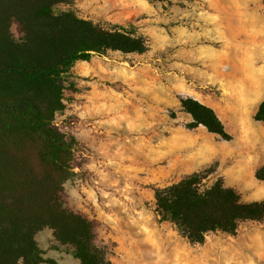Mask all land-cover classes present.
Instances as JSON below:
<instances>
[{"label":"rangeland","instance_id":"374dc122","mask_svg":"<svg viewBox=\"0 0 264 264\" xmlns=\"http://www.w3.org/2000/svg\"><path fill=\"white\" fill-rule=\"evenodd\" d=\"M258 4L262 12L263 0ZM205 7L197 0H66L54 7L134 30L148 43L142 53L109 50L76 62L55 115L56 127L77 141L68 201L99 222V243L112 245V264H264V219L192 244L156 211V187L210 166L209 184L222 176L243 199L264 198V180L255 177L264 164V122L239 104L247 85L234 81L254 71L264 95V61L233 69L217 61L223 47L197 44L195 34L213 27ZM203 47L217 51L212 61L203 60ZM186 96L213 107L233 138L188 127ZM236 108L240 123L232 117ZM50 231L37 233L40 246ZM47 251L60 264H80L70 246L51 243Z\"/></svg>","mask_w":264,"mask_h":264},{"label":"trees","instance_id":"16d2710c","mask_svg":"<svg viewBox=\"0 0 264 264\" xmlns=\"http://www.w3.org/2000/svg\"><path fill=\"white\" fill-rule=\"evenodd\" d=\"M65 1L0 0V264H59L43 256L37 241L46 227L80 264H112V245L99 243V222L68 201L65 182L73 174L77 141L56 127L55 115L64 107L65 77L76 62L109 50L142 53L148 43L123 26L56 11ZM181 106L192 117L188 127L233 138L213 107L192 96L181 98ZM254 117L264 122V99ZM214 170L154 189L160 219L192 244L264 219V198L243 199L222 176L209 184ZM255 177L264 180V164Z\"/></svg>","mask_w":264,"mask_h":264},{"label":"crops","instance_id":"0c3cea01","mask_svg":"<svg viewBox=\"0 0 264 264\" xmlns=\"http://www.w3.org/2000/svg\"><path fill=\"white\" fill-rule=\"evenodd\" d=\"M197 1L202 5L205 4L206 7L200 10L209 13V20L213 27L209 30L200 31L199 34L196 33L195 42L197 44L202 42L204 46L207 44L213 46L212 44L216 43L223 47L218 52L216 51L219 56L217 61L226 63L230 68L244 70L259 68L260 62L264 61V8L260 12L258 0ZM216 52L214 49L203 47V60L212 61ZM259 79L254 71L247 72L242 77L234 79L236 84L247 85L248 97L239 104L243 102L248 104L251 112H256L260 102L264 99V95L259 94L260 87L257 86ZM232 117L240 123L241 115L237 108L234 110ZM222 121L224 122L223 119ZM242 129L246 131L245 127H242ZM40 242L41 248L45 251L43 255L45 258L48 257L47 248L51 243L66 246L55 240L52 229L49 233L40 237ZM56 261L58 262L57 259Z\"/></svg>","mask_w":264,"mask_h":264}]
</instances>
